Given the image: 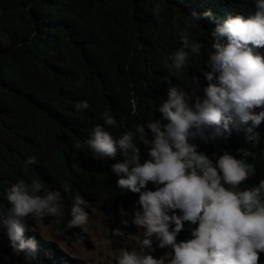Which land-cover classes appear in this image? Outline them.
<instances>
[{"label":"trees","instance_id":"obj_1","mask_svg":"<svg viewBox=\"0 0 264 264\" xmlns=\"http://www.w3.org/2000/svg\"><path fill=\"white\" fill-rule=\"evenodd\" d=\"M157 5L162 9L159 15L153 12ZM193 10H211L216 19L202 18L187 28L189 45L201 44L200 54L191 56L189 65L197 66L203 58L205 73L212 72V83H217L219 72H213L210 59L216 42L212 33L229 15H254L258 9L253 0H0V264H67L33 230L31 213L14 218L26 225L22 239H34L35 250L16 253L10 247L4 225L12 216L7 192L19 180L40 181L44 189L37 195L59 191L63 224L73 219L76 196L86 204L97 200L112 215L124 213L134 219V211H141L136 203L139 193L117 187L133 165H128V173L112 170L126 163L132 150L125 156L117 148L115 157L96 159L85 141L92 138L96 125H104L102 113L109 111L117 124L104 125L105 130L114 139L132 131V143L141 149L140 162L151 159V144L144 145L135 128L145 126V139L151 141L146 124L169 123L153 107L169 80L183 85L187 80L173 72L170 58L184 47L181 33ZM208 83L205 77L201 88L188 92L190 107L197 98H206ZM81 101L89 108L78 111ZM214 129L215 125L193 124L188 142L214 163L227 151L254 165L237 191L264 179V121L259 126L236 122L227 135H216ZM33 156L36 163L28 164ZM147 187L156 190L152 182ZM194 227L185 222L177 242L191 238ZM152 241L153 247L172 256L170 247L158 248L155 236Z\"/></svg>","mask_w":264,"mask_h":264},{"label":"clouds","instance_id":"obj_2","mask_svg":"<svg viewBox=\"0 0 264 264\" xmlns=\"http://www.w3.org/2000/svg\"><path fill=\"white\" fill-rule=\"evenodd\" d=\"M256 4L258 10L254 15L247 18L229 15L222 24L217 23L212 33L216 42L212 44L215 52L210 59L213 72H219L217 83H212V72L205 73L203 58L197 66L189 65L191 56L193 59L200 54L201 44L189 45L187 32L191 22L202 18L215 20L216 17L211 10L190 13L189 22L181 33L184 47L175 50L170 58L173 72L184 75L187 80L184 85L169 80L153 107L169 123L148 122L146 127L154 137L151 141L145 139V126L135 128L141 134L142 143L151 144L147 153L151 159L140 162L141 149L132 143V131L114 139L105 130L104 125L117 124L109 111L102 113L104 125H96L92 138L85 141L96 159L115 157L117 148L122 149L125 156L129 149L132 150L126 163L115 164L112 170L128 173V165H133L128 178L119 179L117 187L139 193L136 203L141 211H134V219L129 215L137 228L144 229V238H137V244L141 252L153 249L151 237L155 236L158 248L170 247L172 251L171 258L166 261L163 256L156 258L151 252L140 255L135 249H121L116 264H260V260L264 261V179H259L251 188L237 191L236 188L254 172V165L227 151L214 163L206 154L198 152L187 136L193 124L215 125L216 135H227L236 127V122L251 121L253 126H259L264 121V110L254 113L264 108V0H253V5ZM160 11L159 5L153 9L156 15ZM220 38H226V42L222 43ZM205 77L209 81L204 88L206 98H197L194 107H190L188 92L199 85L201 88ZM88 108L87 101L77 104L78 111ZM255 139H258L257 134ZM27 163L35 164L36 158L29 157ZM149 182L156 190L148 189ZM42 189L44 185L38 180L30 184L19 180L8 189L12 216L4 220V225L13 252L35 250L34 239L27 243L22 239L26 225L14 217L31 213L34 222H47L55 216L60 219L61 193L48 191L46 195H37ZM84 205L85 201L76 196L71 209L73 219L66 221L67 228L88 223L89 215L81 209ZM2 212L0 209V215ZM46 214L47 219H42ZM185 222L196 227L190 230L191 238L177 242ZM112 232L113 235L121 234L119 229Z\"/></svg>","mask_w":264,"mask_h":264},{"label":"rangeland","instance_id":"obj_3","mask_svg":"<svg viewBox=\"0 0 264 264\" xmlns=\"http://www.w3.org/2000/svg\"><path fill=\"white\" fill-rule=\"evenodd\" d=\"M81 209L89 215L88 223L81 227L69 229L68 223L63 224L56 216L47 222L33 223V230L48 241L67 264H116L121 249H135L140 255L151 252L156 258L163 256L166 261L171 258L168 252L155 247V251L144 249L141 252L137 238H144V229L137 228L128 214L106 213L97 200ZM113 229H119L121 234L113 235Z\"/></svg>","mask_w":264,"mask_h":264}]
</instances>
